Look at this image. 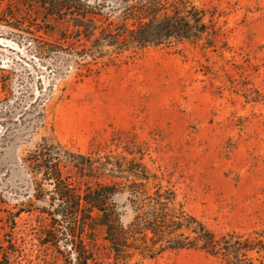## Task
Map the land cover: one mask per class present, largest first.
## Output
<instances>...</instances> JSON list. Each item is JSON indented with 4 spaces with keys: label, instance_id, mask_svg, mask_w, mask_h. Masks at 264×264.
<instances>
[{
    "label": "rangeland",
    "instance_id": "374dc122",
    "mask_svg": "<svg viewBox=\"0 0 264 264\" xmlns=\"http://www.w3.org/2000/svg\"><path fill=\"white\" fill-rule=\"evenodd\" d=\"M8 1L0 3V264L75 258L61 234L42 241L53 187L25 160L44 143L89 165L69 166L76 185L117 184L122 227L133 218V172L145 170L148 191L174 190L215 239L247 241L242 258L264 264V0H190L208 30L137 53L90 47L93 39L67 48L59 33L37 31L42 17L33 21L26 4L8 12ZM99 2L103 16L114 15L115 0ZM49 43L59 48L48 53ZM97 235L101 264H230L202 249L117 258Z\"/></svg>",
    "mask_w": 264,
    "mask_h": 264
},
{
    "label": "trees",
    "instance_id": "16d2710c",
    "mask_svg": "<svg viewBox=\"0 0 264 264\" xmlns=\"http://www.w3.org/2000/svg\"><path fill=\"white\" fill-rule=\"evenodd\" d=\"M24 4L36 16L33 21L42 17V26L34 24L38 25L37 31L44 29L49 36L59 33V41L67 43V48L93 39L90 47L103 42L118 50L137 53L149 47L174 46L198 38L208 30L203 23V11H198L190 0H115L111 6L114 15L108 16L101 13L106 2L99 0L94 3L89 0H10L6 10H18ZM9 15L17 21L13 13ZM210 35L216 36V31ZM81 45L84 47L81 53L89 50L85 44ZM48 46V53L59 48L53 43ZM64 158L69 165L64 163ZM78 158L68 150L44 143L25 160L31 173L41 175L42 180L53 187L51 207H56L47 212L42 241L55 244L61 234L75 255L71 264H101L96 239L100 229L117 258H128L134 253L153 257L166 251L202 249L220 254L230 264H247L242 258L251 247L247 241L241 242L232 235L215 239L184 211V202L174 190L156 187L148 191L144 182L150 176L145 170L133 172L139 181L127 187L133 218L122 227L115 220L112 203L117 184L85 188L76 185L67 172L69 166L81 173L89 166L78 162ZM131 167L137 168V165L131 164Z\"/></svg>",
    "mask_w": 264,
    "mask_h": 264
}]
</instances>
